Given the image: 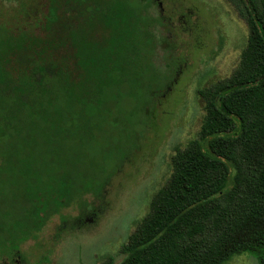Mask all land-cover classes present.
Segmentation results:
<instances>
[{"label": "trees", "instance_id": "obj_1", "mask_svg": "<svg viewBox=\"0 0 264 264\" xmlns=\"http://www.w3.org/2000/svg\"><path fill=\"white\" fill-rule=\"evenodd\" d=\"M227 1L248 28L238 65L198 90L197 137L175 149L168 181L106 264H264V0ZM160 7L47 0L35 27L0 38V258L39 242L53 217L65 225L64 209L98 212L115 174L99 141L108 92L118 114L127 100L129 114L154 110L182 65Z\"/></svg>", "mask_w": 264, "mask_h": 264}, {"label": "rangeland", "instance_id": "obj_2", "mask_svg": "<svg viewBox=\"0 0 264 264\" xmlns=\"http://www.w3.org/2000/svg\"><path fill=\"white\" fill-rule=\"evenodd\" d=\"M157 1L170 23L175 60L182 65L154 110L140 108L138 114H129L134 104L127 100L125 112L118 114L115 87L108 92L99 141L115 174L103 201H94L98 212L62 210L65 225L61 227L59 216L53 217L39 242L26 241L19 254L1 257L0 264H106L148 212L151 197L168 181L175 149L197 137L205 113L198 90L232 73L248 28L227 0ZM46 4L47 0H0V38L6 29L35 27ZM76 218L81 224L72 228ZM57 229L62 230L60 243L52 246ZM225 264H257V260L239 254Z\"/></svg>", "mask_w": 264, "mask_h": 264}]
</instances>
